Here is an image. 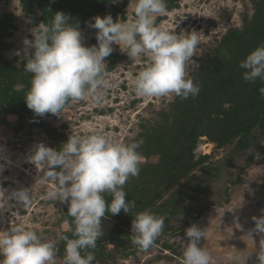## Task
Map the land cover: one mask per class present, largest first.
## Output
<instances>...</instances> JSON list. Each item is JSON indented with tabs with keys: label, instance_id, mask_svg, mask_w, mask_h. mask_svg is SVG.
Listing matches in <instances>:
<instances>
[{
	"label": "rangeland",
	"instance_id": "obj_1",
	"mask_svg": "<svg viewBox=\"0 0 264 264\" xmlns=\"http://www.w3.org/2000/svg\"><path fill=\"white\" fill-rule=\"evenodd\" d=\"M134 0H0V88L25 97L32 74L24 70L25 38L30 29L50 23L57 11L79 24L83 43L96 45L97 29L90 27L97 16L113 20L134 16ZM167 12L156 24L177 34L198 33L199 45L186 62L187 78L200 88L196 97L174 94L138 97L130 81L146 58L130 60L119 45L105 58L113 87L101 105L69 102L63 116L27 119L15 105L0 101V196L13 189L32 188L30 206L9 201L0 209V230L23 221L38 234L56 241V264H63L65 241L74 225L68 205L47 198L55 181L40 183V166L28 157L35 144L57 149L70 135L102 131L120 142L142 141L138 177L124 185L126 201L134 200L133 212L150 210L164 217L162 234L153 247L139 250L131 242L133 216L106 212L102 235L92 264H181L182 239L193 223L206 232L199 246L212 257V264H257L255 253L264 233L253 232V216L264 215V101L245 91L248 82L222 87L211 68L222 66L235 55L241 34L251 26L264 0H166ZM260 10V11H259ZM218 81H217V80ZM264 82V81H263ZM253 84L251 82H248ZM229 106L225 108V104ZM30 110V109H29ZM32 111V110H31ZM245 122V125L242 122ZM194 143H187V142ZM184 147V148H183ZM108 203L111 196L105 194ZM0 259L3 256L0 255Z\"/></svg>",
	"mask_w": 264,
	"mask_h": 264
},
{
	"label": "clouds",
	"instance_id": "obj_2",
	"mask_svg": "<svg viewBox=\"0 0 264 264\" xmlns=\"http://www.w3.org/2000/svg\"><path fill=\"white\" fill-rule=\"evenodd\" d=\"M115 2V0H113ZM134 16L127 20L109 14L97 16L90 27L97 29V44L83 43L79 24L57 11L50 23H40L30 29L32 39L25 38L24 70L32 74L31 87L24 98L27 107L36 116L52 114L63 116L69 102L86 101L101 105L107 91L113 87L106 71L105 58L119 45L130 60L146 58L144 66L130 81L138 97H161L174 94L187 99L196 97L199 86L187 78L186 62L192 59L199 45L198 33L181 30L177 34L157 25L158 16L167 12L166 0H134ZM243 79L264 81V44L258 46L240 64ZM264 95V87L259 89ZM225 108L229 105L226 103ZM142 141L123 143L106 135L102 129L89 130L83 135H70L59 148L53 149L43 142L35 144L28 160L37 166L40 183L55 181L47 198L68 205L72 217V236L65 241L63 264H92L97 240L101 237V220L106 212L117 215L124 211L133 216L131 242L139 250L153 247L164 228V217L150 210L133 212L134 200H127L124 185L130 177H138L142 158L137 149ZM4 165L0 164V171ZM111 196V202L105 199ZM32 188L13 189L8 196H0V209L9 201L22 207L32 203ZM264 211V210H262ZM253 232L264 233V215L253 216ZM181 264H212L210 253L199 246L206 232L193 223L185 231ZM0 264H56V241L48 239L17 221L0 230ZM257 264H264V236L256 253Z\"/></svg>",
	"mask_w": 264,
	"mask_h": 264
},
{
	"label": "trees",
	"instance_id": "obj_3",
	"mask_svg": "<svg viewBox=\"0 0 264 264\" xmlns=\"http://www.w3.org/2000/svg\"><path fill=\"white\" fill-rule=\"evenodd\" d=\"M238 43L239 46L235 51L236 53L229 61L222 66L211 68L212 75H215V77L219 76V81L216 80L218 81V85L223 88L228 87L230 84L237 85L240 82L243 83V73L246 70L240 67L241 62L258 46L264 44V10L263 12H259L255 21L253 20L251 26L248 27L245 33L240 35ZM251 83L253 84L247 82L243 87L245 91H254L256 93L254 96L255 102L251 101V103L255 104L261 103V101L263 102L264 95H261L259 89L264 87V82L258 78L255 82ZM0 101L15 105V107L20 109L27 119L32 120L34 123H40L38 116H36L33 111L25 108L23 104L21 105V103L17 102V96L15 93L0 88ZM242 124L245 125V122L243 121ZM187 143H194V141ZM70 219L72 221V217Z\"/></svg>",
	"mask_w": 264,
	"mask_h": 264
}]
</instances>
